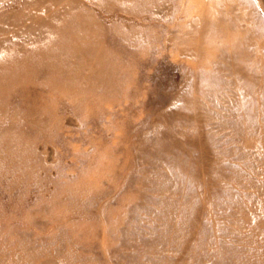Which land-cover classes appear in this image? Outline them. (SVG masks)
Here are the masks:
<instances>
[{"label":"rangeland","instance_id":"rangeland-1","mask_svg":"<svg viewBox=\"0 0 264 264\" xmlns=\"http://www.w3.org/2000/svg\"><path fill=\"white\" fill-rule=\"evenodd\" d=\"M0 264H264V0H0Z\"/></svg>","mask_w":264,"mask_h":264},{"label":"bare ground","instance_id":"bare-ground-1","mask_svg":"<svg viewBox=\"0 0 264 264\" xmlns=\"http://www.w3.org/2000/svg\"><path fill=\"white\" fill-rule=\"evenodd\" d=\"M262 4V3H261ZM263 5V4H262ZM263 7V6H262Z\"/></svg>","mask_w":264,"mask_h":264}]
</instances>
